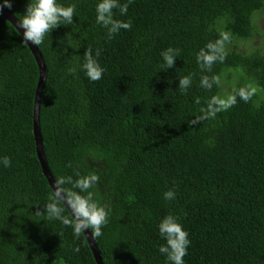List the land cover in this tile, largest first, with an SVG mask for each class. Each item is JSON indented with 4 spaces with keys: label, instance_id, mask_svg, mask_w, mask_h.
<instances>
[{
    "label": "trees",
    "instance_id": "1",
    "mask_svg": "<svg viewBox=\"0 0 264 264\" xmlns=\"http://www.w3.org/2000/svg\"><path fill=\"white\" fill-rule=\"evenodd\" d=\"M27 2L3 7L19 20ZM59 2L76 12L37 46L46 67L42 146L55 181L99 177L88 191L109 210L95 239L103 264H168L158 250L167 215L188 232L185 264H264V43L250 51L234 44L253 35L264 0H132L126 15L113 10L131 28L111 38L96 22L98 0ZM223 33L225 59L203 68L198 53ZM169 48L178 57L161 69ZM89 49L105 69L98 81L82 69ZM38 76L27 44L0 15V158L11 159L0 163V264H96L83 232L74 237L44 211L54 192L32 133ZM184 76L192 83L182 91ZM204 76L220 83L204 88ZM240 89L252 93L247 101L237 96L200 119L213 96ZM168 190L174 200L164 198ZM63 215L71 218L65 206Z\"/></svg>",
    "mask_w": 264,
    "mask_h": 264
},
{
    "label": "clouds",
    "instance_id": "2",
    "mask_svg": "<svg viewBox=\"0 0 264 264\" xmlns=\"http://www.w3.org/2000/svg\"><path fill=\"white\" fill-rule=\"evenodd\" d=\"M121 3L120 0H98L96 4V22L107 29L108 37L111 38L121 29H130L131 22L123 21L115 18L114 9H119L121 15H126L128 12V4ZM6 5L11 7V0H4L2 7ZM76 12L75 5L64 6L59 0H28L25 12L19 16V23L16 26L18 34H22V42L32 46H39L44 42L45 36L51 34L54 29L59 26L71 25ZM22 30V33H21ZM229 36L227 33L222 34V38L217 41L210 42L206 45V49H201L197 55L198 62L203 68L211 69V66L216 61L225 59V42ZM100 55L99 50L96 51L95 57L92 50L89 49L85 53V62L82 69L86 76L91 81L102 79L105 69L100 65L96 57ZM176 50L171 48L162 52L164 65L161 69H168L174 66L177 58ZM192 81L189 76H184L179 80L181 90H186L190 87ZM213 83L219 84V78L213 77L209 79L204 76L201 79V85L204 88L211 89ZM250 91L240 89L236 95L228 98H220L213 96L209 101L206 109H202L204 116L214 117L217 112L227 109L234 105L239 98L247 101L251 96ZM193 124L198 123V120L193 119ZM0 163L4 167L11 166V159L7 156L0 158ZM99 180L95 174L83 176L73 180L72 177H59L54 184L53 197L44 205V211L47 212L48 219H57L66 226L73 228V235L79 238L82 232L86 233L89 230L93 240L103 235L102 228L109 222V210L93 199L92 192L88 191L93 184ZM69 184L72 188H65ZM74 189H79L75 191ZM87 192V195L81 193ZM176 194L172 190H168L164 194L166 200H174ZM64 206L72 213V217L68 218L63 215ZM41 212H38L39 215ZM159 234L166 243L159 246V252L166 257L168 264H185L184 257L187 255V250L190 245L188 232L179 222L178 218L173 215H167L160 221L158 225ZM79 247L75 251H79Z\"/></svg>",
    "mask_w": 264,
    "mask_h": 264
},
{
    "label": "water",
    "instance_id": "3",
    "mask_svg": "<svg viewBox=\"0 0 264 264\" xmlns=\"http://www.w3.org/2000/svg\"><path fill=\"white\" fill-rule=\"evenodd\" d=\"M0 15H2L5 19H7L16 29V26H18L19 20L10 11L2 7V11H0ZM21 33H22V30H21ZM20 35L22 37V34ZM27 46L35 58V61L38 66V75H39L35 93H34L33 111H32V133H33V137L35 141V151H36V156L40 164L42 174L46 178L48 185L54 192L55 179L53 178L51 174V171L49 169V166L47 164V161L44 155V150L42 146V137L40 134V124H39V106H40V98H41L40 95H41V91L43 89L45 78H46V67H45V63L42 58L41 52L39 51L38 47L28 45V44ZM66 209L69 211V214L72 217L71 211L67 207ZM83 234L87 240V243L89 244V247L92 251L96 264H103L102 257L97 248L95 240H93L91 237L90 231L86 230V233L83 232Z\"/></svg>",
    "mask_w": 264,
    "mask_h": 264
},
{
    "label": "rangeland",
    "instance_id": "4",
    "mask_svg": "<svg viewBox=\"0 0 264 264\" xmlns=\"http://www.w3.org/2000/svg\"><path fill=\"white\" fill-rule=\"evenodd\" d=\"M254 17V26H256L255 32L253 35L246 39H235L234 44L242 51L250 50H261L264 43V7L256 12ZM224 80H222L223 82ZM222 92H230L229 85H224Z\"/></svg>",
    "mask_w": 264,
    "mask_h": 264
}]
</instances>
